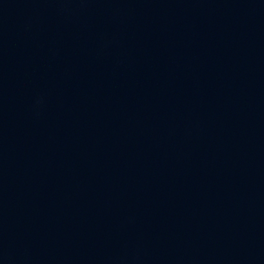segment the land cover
<instances>
[{"label":"water","instance_id":"water-1","mask_svg":"<svg viewBox=\"0 0 264 264\" xmlns=\"http://www.w3.org/2000/svg\"><path fill=\"white\" fill-rule=\"evenodd\" d=\"M0 264H264V0H0Z\"/></svg>","mask_w":264,"mask_h":264}]
</instances>
